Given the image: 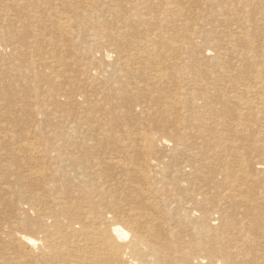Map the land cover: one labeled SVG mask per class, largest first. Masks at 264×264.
<instances>
[{"label":"bare ground","instance_id":"6f19581e","mask_svg":"<svg viewBox=\"0 0 264 264\" xmlns=\"http://www.w3.org/2000/svg\"><path fill=\"white\" fill-rule=\"evenodd\" d=\"M0 264H264V0H0Z\"/></svg>","mask_w":264,"mask_h":264},{"label":"rangeland","instance_id":"374dc122","mask_svg":"<svg viewBox=\"0 0 264 264\" xmlns=\"http://www.w3.org/2000/svg\"><path fill=\"white\" fill-rule=\"evenodd\" d=\"M65 48H66L68 51H71L69 47H68L69 49H68L67 47H65ZM68 51H66V52L68 53ZM78 55H79V54H78ZM33 105H34V104H33ZM40 119H41V118H40ZM17 137L19 138V136H17ZM25 142H26V141H25ZM27 142H28V141H27ZM27 142H26V143H27ZM22 143H24V142H22ZM15 144H17V143H15ZM10 195H12V193H10ZM3 197H6V198H7V195H5V196H3ZM3 207H4V206H2V208H1L2 211L5 210V207H4V208H3ZM12 262L14 263V260H13Z\"/></svg>","mask_w":264,"mask_h":264}]
</instances>
